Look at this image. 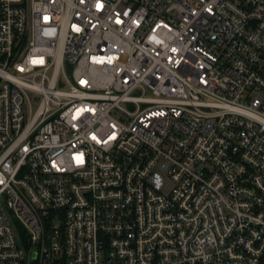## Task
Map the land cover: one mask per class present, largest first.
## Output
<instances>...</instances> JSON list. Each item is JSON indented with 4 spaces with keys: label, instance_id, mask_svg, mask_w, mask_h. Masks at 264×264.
Instances as JSON below:
<instances>
[{
    "label": "built area",
    "instance_id": "built-area-1",
    "mask_svg": "<svg viewBox=\"0 0 264 264\" xmlns=\"http://www.w3.org/2000/svg\"><path fill=\"white\" fill-rule=\"evenodd\" d=\"M0 264H264V0H0Z\"/></svg>",
    "mask_w": 264,
    "mask_h": 264
}]
</instances>
